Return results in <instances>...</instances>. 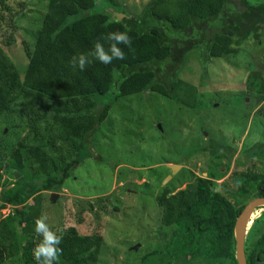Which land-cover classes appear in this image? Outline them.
<instances>
[{"label":"rangeland","instance_id":"374dc122","mask_svg":"<svg viewBox=\"0 0 264 264\" xmlns=\"http://www.w3.org/2000/svg\"><path fill=\"white\" fill-rule=\"evenodd\" d=\"M116 1L138 15L151 0ZM230 2L237 5L239 0ZM246 2L257 5L264 0ZM187 4L188 0H155L152 10L184 26ZM49 7L48 0H0V60L11 62L20 78ZM250 48L251 43L245 42L242 48L211 59L204 71L196 50L185 54L177 77L195 87L193 109L148 91L117 98L87 139L90 157L49 190L40 188V178L29 176L26 161L20 172L11 168V152L17 149L23 154L24 147L40 139L42 143L52 140L46 135L35 137L28 129L42 109L26 108L21 98L14 99L0 114V197L17 188L32 194L21 206L0 209V220L38 209V218L46 216L56 233L67 227L80 235L98 233L96 264H176L167 257L174 227L160 223L157 201L162 191L172 194L189 185H203L233 202L244 173L264 172V155L247 158L243 154L254 143L264 144V44ZM98 110L87 112L97 117ZM46 115L49 122L51 116ZM43 121L38 134L48 130ZM209 140L233 148L230 161L209 167ZM214 170L225 172L214 180L210 175ZM51 194L56 195L53 201ZM12 229L14 237L0 242L3 264H22L19 252L26 237L14 223ZM263 230L264 208L259 206L245 225L242 249L248 250Z\"/></svg>","mask_w":264,"mask_h":264},{"label":"trees","instance_id":"16d2710c","mask_svg":"<svg viewBox=\"0 0 264 264\" xmlns=\"http://www.w3.org/2000/svg\"><path fill=\"white\" fill-rule=\"evenodd\" d=\"M48 1L51 7L40 20L22 77L11 62L0 60V114L19 97L26 108L42 109L30 122L29 132L52 139L24 147L23 154L17 149L10 153L11 168L20 172L26 161L29 176L41 179L42 190L60 185L72 167L90 157L87 139L117 98L148 91L193 109L196 89L177 77L186 53L196 50L204 71L211 59L242 48L245 42H250L251 48L264 44V3L188 0L185 25L178 26L152 10L155 0L138 15L116 0ZM110 32H126L131 38V47L118 45L125 59L105 65L93 58L83 71L70 66L74 55L91 51L94 43ZM100 42L108 48L107 41ZM96 107L97 117L87 112ZM47 113L49 122L45 121ZM40 119L49 125L38 134ZM207 153L209 167H216L224 159L230 161L234 149L209 140ZM243 154L247 158L263 156L264 144L254 143ZM224 172L214 170L210 175L218 180ZM238 181L233 202L203 185H189L172 194L162 191L157 201L160 223L175 230L168 246L169 260L176 264H236L235 221L249 198H264V172L244 173ZM8 192L0 197V209L21 206L32 194L21 188ZM37 218L38 209L28 208L19 218L8 215L0 220V242L14 237L13 223L26 237L19 252L22 264H36L33 249L42 239L34 231ZM57 235L63 237L59 245L63 254L57 264H96L101 244L98 233L80 235L74 227H67ZM2 249L0 264L5 260ZM243 259L244 264H264V230L243 250Z\"/></svg>","mask_w":264,"mask_h":264},{"label":"clouds","instance_id":"9594fccd","mask_svg":"<svg viewBox=\"0 0 264 264\" xmlns=\"http://www.w3.org/2000/svg\"><path fill=\"white\" fill-rule=\"evenodd\" d=\"M100 40L108 42L109 46L107 49ZM100 40L94 43L91 51L74 55L69 60L70 66L73 69L83 71L92 63L93 58L105 65L112 63L113 59L123 60L125 59V54L118 45L123 44L131 47L132 43L131 38L126 32H110L102 35ZM47 219L46 216L42 215L34 221V231L42 238L33 249V258L36 264H57L60 256L63 254V249L59 247L63 237L57 235V233L50 228Z\"/></svg>","mask_w":264,"mask_h":264},{"label":"water","instance_id":"95a60500","mask_svg":"<svg viewBox=\"0 0 264 264\" xmlns=\"http://www.w3.org/2000/svg\"><path fill=\"white\" fill-rule=\"evenodd\" d=\"M56 198L55 194L50 195V200ZM264 206V198H255L248 202L238 215L234 226V243H235V261L236 264H244L243 249H242V236L247 220L254 208Z\"/></svg>","mask_w":264,"mask_h":264}]
</instances>
